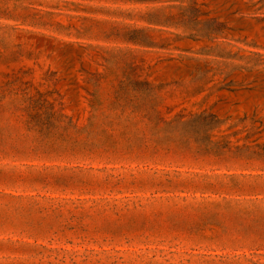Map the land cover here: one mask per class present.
<instances>
[{"label": "rangeland", "instance_id": "374dc122", "mask_svg": "<svg viewBox=\"0 0 264 264\" xmlns=\"http://www.w3.org/2000/svg\"><path fill=\"white\" fill-rule=\"evenodd\" d=\"M0 264H264V0H0Z\"/></svg>", "mask_w": 264, "mask_h": 264}]
</instances>
